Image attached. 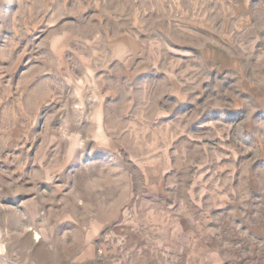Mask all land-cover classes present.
<instances>
[{
  "label": "rangeland",
  "instance_id": "1",
  "mask_svg": "<svg viewBox=\"0 0 264 264\" xmlns=\"http://www.w3.org/2000/svg\"><path fill=\"white\" fill-rule=\"evenodd\" d=\"M250 24L264 0H0V264H264L243 212L236 240L160 212L264 206V113L202 55Z\"/></svg>",
  "mask_w": 264,
  "mask_h": 264
},
{
  "label": "crops",
  "instance_id": "2",
  "mask_svg": "<svg viewBox=\"0 0 264 264\" xmlns=\"http://www.w3.org/2000/svg\"><path fill=\"white\" fill-rule=\"evenodd\" d=\"M246 33L250 34L245 37V51L244 55L239 53L237 49L233 52V44L229 46V51L226 52L222 44H216L212 46H207L202 49V55L205 60L209 62L211 66H214L218 70L223 72L225 71H234L239 75V93L233 98L231 102V109L234 113H244L247 120L246 122L252 124L255 122V117L258 114L264 113V25L250 24L246 27ZM259 45V51L256 50V46ZM238 47V43H236ZM231 182V178L228 179ZM213 194L217 193L219 196L221 193L227 194L231 193L233 187L229 186L228 191L224 192L221 190L219 184L214 186ZM256 191L255 188H251V192ZM261 194V192H260ZM252 199V197L250 198ZM236 198L233 199L230 203L228 215L222 216L220 213L219 203H213L212 206H208L205 201L197 202L198 213H191L192 207L189 205V202L182 201L181 211L176 212L171 210L168 207L161 208V217L171 218V223L174 228L178 220L188 222L191 218L195 220L197 225L210 224L209 213L210 210H213V220L216 219V225H227L228 227L235 226V229L232 230L233 233L231 237L236 240L237 237L242 236L237 230V213L243 212L244 215L239 214L238 217H241L240 221L244 224L247 234H252L256 238L264 237V210L263 202L260 203V200H242V204L236 203ZM221 206V205H220ZM197 217V218H196ZM168 224V223H167ZM169 225V224H168ZM183 233V231H181ZM149 236V235H148ZM220 234L212 235H203L199 238V241L204 243L203 246H199L202 251L203 260L207 261V257L212 252L215 253L216 247H211L210 243H207L208 240L214 239L219 240ZM159 240V239H158ZM246 240V238H245ZM202 248V249H201ZM203 264H206L203 262Z\"/></svg>",
  "mask_w": 264,
  "mask_h": 264
}]
</instances>
